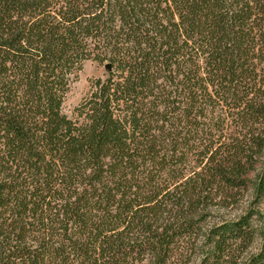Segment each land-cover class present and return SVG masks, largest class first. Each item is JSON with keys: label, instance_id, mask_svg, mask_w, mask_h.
Wrapping results in <instances>:
<instances>
[{"label": "trees", "instance_id": "trees-1", "mask_svg": "<svg viewBox=\"0 0 264 264\" xmlns=\"http://www.w3.org/2000/svg\"><path fill=\"white\" fill-rule=\"evenodd\" d=\"M0 264H264V0H0Z\"/></svg>", "mask_w": 264, "mask_h": 264}, {"label": "rangeland", "instance_id": "rangeland-1", "mask_svg": "<svg viewBox=\"0 0 264 264\" xmlns=\"http://www.w3.org/2000/svg\"><path fill=\"white\" fill-rule=\"evenodd\" d=\"M104 67L93 61H86L84 63L82 70L79 72L77 79L71 84L66 96L64 108L67 114H71L73 108L86 95L91 80L104 75Z\"/></svg>", "mask_w": 264, "mask_h": 264}, {"label": "water", "instance_id": "water-1", "mask_svg": "<svg viewBox=\"0 0 264 264\" xmlns=\"http://www.w3.org/2000/svg\"><path fill=\"white\" fill-rule=\"evenodd\" d=\"M104 68H105L106 70H108V69H109V65L106 64Z\"/></svg>", "mask_w": 264, "mask_h": 264}]
</instances>
